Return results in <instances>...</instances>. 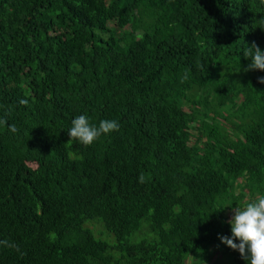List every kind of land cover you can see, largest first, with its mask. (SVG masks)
<instances>
[{
	"label": "trees",
	"instance_id": "trees-1",
	"mask_svg": "<svg viewBox=\"0 0 264 264\" xmlns=\"http://www.w3.org/2000/svg\"><path fill=\"white\" fill-rule=\"evenodd\" d=\"M252 42L264 0H0V264H250L218 237L264 195Z\"/></svg>",
	"mask_w": 264,
	"mask_h": 264
},
{
	"label": "clouds",
	"instance_id": "clouds-1",
	"mask_svg": "<svg viewBox=\"0 0 264 264\" xmlns=\"http://www.w3.org/2000/svg\"><path fill=\"white\" fill-rule=\"evenodd\" d=\"M245 56L251 57V63L243 70L264 71V50L255 43L248 47ZM186 75L183 79H186ZM183 82V80H182ZM258 83L264 84V77H258ZM22 105H27L28 101H19ZM7 124V121L0 119V125ZM72 126L68 130L69 140H77L81 144L88 146L93 144L101 136L114 131H119V122L116 120H101L97 125L90 123V118L86 115H79L71 122ZM11 132L18 131L16 126L8 125ZM140 183L145 181L144 175L138 177ZM233 215L228 223L231 225V236L221 235L218 238L223 244L234 251H238L244 260H250V264H264V195H260L254 202H249L244 207L232 209ZM238 241V243H237Z\"/></svg>",
	"mask_w": 264,
	"mask_h": 264
},
{
	"label": "rangeland",
	"instance_id": "rangeland-1",
	"mask_svg": "<svg viewBox=\"0 0 264 264\" xmlns=\"http://www.w3.org/2000/svg\"><path fill=\"white\" fill-rule=\"evenodd\" d=\"M109 25H112V22L109 23ZM227 215L232 216V215H233V212H232V211H228V212H227ZM216 254L219 255L218 253H216ZM220 261H221V260H220ZM211 263H213V264H218V263H219V260L216 261V259L213 258V259L211 260Z\"/></svg>",
	"mask_w": 264,
	"mask_h": 264
}]
</instances>
